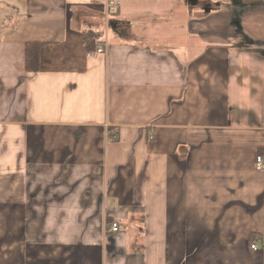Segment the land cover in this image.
I'll return each mask as SVG.
<instances>
[{
  "label": "crops",
  "instance_id": "0c3cea01",
  "mask_svg": "<svg viewBox=\"0 0 264 264\" xmlns=\"http://www.w3.org/2000/svg\"><path fill=\"white\" fill-rule=\"evenodd\" d=\"M258 152L264 0H0V264H264Z\"/></svg>",
  "mask_w": 264,
  "mask_h": 264
},
{
  "label": "built area",
  "instance_id": "2783aa9c",
  "mask_svg": "<svg viewBox=\"0 0 264 264\" xmlns=\"http://www.w3.org/2000/svg\"><path fill=\"white\" fill-rule=\"evenodd\" d=\"M120 7V3L118 1H107L105 4L106 8V14L111 16L116 14ZM96 47L94 48V51H88L86 52V57H94V56H100L104 55L107 51V44L105 42H101L100 40H96ZM254 168L256 171L264 172V154L262 155H256L254 159ZM119 230L118 224L115 222H112L109 225L108 233H117ZM252 250H257L256 245H252L250 247Z\"/></svg>",
  "mask_w": 264,
  "mask_h": 264
},
{
  "label": "trees",
  "instance_id": "16d2710c",
  "mask_svg": "<svg viewBox=\"0 0 264 264\" xmlns=\"http://www.w3.org/2000/svg\"><path fill=\"white\" fill-rule=\"evenodd\" d=\"M88 43L93 42L92 39L87 40ZM41 47V44H28L26 46V56H25V61H26V70L27 71H36L38 69V53H39V48ZM262 152H258L257 155H262ZM256 157V156H255Z\"/></svg>",
  "mask_w": 264,
  "mask_h": 264
},
{
  "label": "rangeland",
  "instance_id": "374dc122",
  "mask_svg": "<svg viewBox=\"0 0 264 264\" xmlns=\"http://www.w3.org/2000/svg\"><path fill=\"white\" fill-rule=\"evenodd\" d=\"M9 22H10V21H9ZM141 29H142V28H141ZM141 29H140V30H141Z\"/></svg>",
  "mask_w": 264,
  "mask_h": 264
}]
</instances>
